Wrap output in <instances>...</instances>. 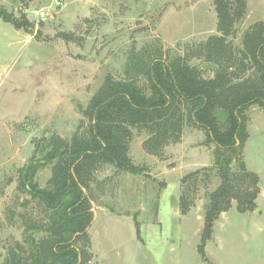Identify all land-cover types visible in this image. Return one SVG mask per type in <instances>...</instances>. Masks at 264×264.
<instances>
[{
    "label": "rangeland",
    "instance_id": "rangeland-1",
    "mask_svg": "<svg viewBox=\"0 0 264 264\" xmlns=\"http://www.w3.org/2000/svg\"><path fill=\"white\" fill-rule=\"evenodd\" d=\"M0 7L32 22L17 29L0 18L1 263L10 246L22 241L23 219L44 216L43 207L18 189V169L40 155L39 145L52 134L69 139L83 127L82 109L106 74L137 75L127 73L129 58L147 61L161 51L168 58L184 56L213 76L200 48L219 32L214 0H0ZM39 10L47 19L38 18ZM259 20H264V0H247L246 16L229 40L239 47ZM141 81L147 84L145 77ZM247 127L249 138L232 171L240 173L244 163L259 176L257 206L242 213L233 201L214 222L204 256L198 248L205 210L221 184L215 144L187 121L180 140L152 154L143 146L148 133L135 129L130 156L142 172L104 165L88 190L94 212L90 264H264V110L259 105L248 109ZM198 169V176L182 182ZM50 176V167H43L40 184ZM182 195L188 199L186 214Z\"/></svg>",
    "mask_w": 264,
    "mask_h": 264
},
{
    "label": "trees",
    "instance_id": "trees-1",
    "mask_svg": "<svg viewBox=\"0 0 264 264\" xmlns=\"http://www.w3.org/2000/svg\"><path fill=\"white\" fill-rule=\"evenodd\" d=\"M214 4L219 33L200 48L213 76H205L203 68L180 55L168 58L159 51L147 61L131 56L127 73L137 75L116 78L106 74L82 109L83 127L69 139L52 134L39 145L40 155L18 169V189L43 207L44 216L23 219L22 241L10 246L0 264H90L88 231L94 212L88 190L104 165L131 174L142 172L130 156L135 129L148 133L143 146L152 154L180 140L187 121L201 127L206 140L215 144L221 184L211 192L206 206L198 248L202 256L214 222L233 201L242 213L256 208L259 176L244 163L240 173L233 172L232 162L242 155L249 138L248 109L259 105L264 110V20L253 23L237 47L229 36L245 18L247 0H214ZM0 18L17 29L32 26L26 16L17 17L3 7ZM141 77L146 78V85ZM45 166L50 167L51 176L42 185L39 175ZM200 172L187 174L182 182ZM187 204L182 195L184 214ZM136 231L139 237L137 220Z\"/></svg>",
    "mask_w": 264,
    "mask_h": 264
},
{
    "label": "built area",
    "instance_id": "built-area-1",
    "mask_svg": "<svg viewBox=\"0 0 264 264\" xmlns=\"http://www.w3.org/2000/svg\"><path fill=\"white\" fill-rule=\"evenodd\" d=\"M36 12H37L38 18H39L40 20H45V19H47V17H48V13H47L46 11L42 10V11L40 12V10H39V11H36Z\"/></svg>",
    "mask_w": 264,
    "mask_h": 264
}]
</instances>
